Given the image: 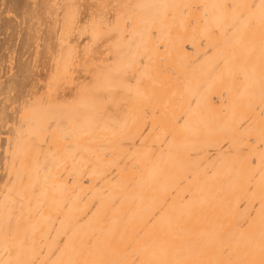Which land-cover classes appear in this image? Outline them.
Masks as SVG:
<instances>
[{"label": "bare ground", "instance_id": "6f19581e", "mask_svg": "<svg viewBox=\"0 0 264 264\" xmlns=\"http://www.w3.org/2000/svg\"><path fill=\"white\" fill-rule=\"evenodd\" d=\"M13 2L0 264H264V0Z\"/></svg>", "mask_w": 264, "mask_h": 264}, {"label": "rangeland", "instance_id": "374dc122", "mask_svg": "<svg viewBox=\"0 0 264 264\" xmlns=\"http://www.w3.org/2000/svg\"><path fill=\"white\" fill-rule=\"evenodd\" d=\"M21 4H22L21 0H14L13 9L18 10V8L21 6ZM0 46H1V44H0ZM9 49L15 53L14 58H17L19 56V53H18L19 52V46L18 45L15 47L12 46ZM5 58H6L5 55L0 56V60H3ZM26 65H27L26 62H24V61H20V62H17L15 64V72L17 74V77H16L13 84L17 90H20L25 86V76H26L27 71H30V68H29L30 64L28 66H26ZM30 67H31V65H30ZM34 73L41 81H47V79L49 78V75L43 74L39 70H38V73H36L35 71H34ZM108 137L110 138V135Z\"/></svg>", "mask_w": 264, "mask_h": 264}]
</instances>
